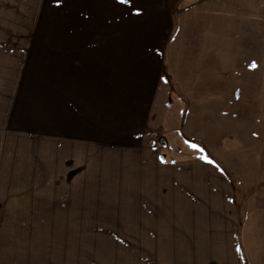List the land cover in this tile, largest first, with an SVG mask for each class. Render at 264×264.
Wrapping results in <instances>:
<instances>
[{"label": "crops", "instance_id": "1", "mask_svg": "<svg viewBox=\"0 0 264 264\" xmlns=\"http://www.w3.org/2000/svg\"><path fill=\"white\" fill-rule=\"evenodd\" d=\"M154 1L52 0V27L50 0L11 1L37 24L0 26V264L77 209L180 221L181 264H264V140L224 157L150 135L175 30ZM181 61L182 95L219 96L218 58Z\"/></svg>", "mask_w": 264, "mask_h": 264}, {"label": "rangeland", "instance_id": "2", "mask_svg": "<svg viewBox=\"0 0 264 264\" xmlns=\"http://www.w3.org/2000/svg\"><path fill=\"white\" fill-rule=\"evenodd\" d=\"M11 1L5 0L3 9L0 0V26L54 24L52 0L45 5L43 24L41 17L36 22L35 14L26 16ZM153 3L169 11L175 30L150 135L160 146L183 145L224 157L254 149L264 140V0ZM204 6L213 12H204ZM183 57L190 64L197 57L218 58V97L196 102L181 94L177 77L191 69L183 65ZM127 213L77 209L75 221H38L43 249L37 248L28 263L181 264L180 221H132Z\"/></svg>", "mask_w": 264, "mask_h": 264}, {"label": "snow or ice", "instance_id": "3", "mask_svg": "<svg viewBox=\"0 0 264 264\" xmlns=\"http://www.w3.org/2000/svg\"><path fill=\"white\" fill-rule=\"evenodd\" d=\"M193 147H195V145H193Z\"/></svg>", "mask_w": 264, "mask_h": 264}]
</instances>
